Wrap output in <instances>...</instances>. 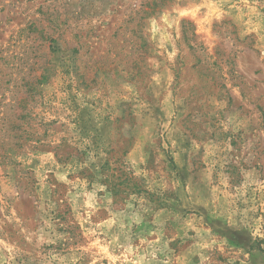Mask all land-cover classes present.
I'll list each match as a JSON object with an SVG mask.
<instances>
[{
    "label": "rangeland",
    "instance_id": "1",
    "mask_svg": "<svg viewBox=\"0 0 264 264\" xmlns=\"http://www.w3.org/2000/svg\"><path fill=\"white\" fill-rule=\"evenodd\" d=\"M149 1L0 0V264H264V0Z\"/></svg>",
    "mask_w": 264,
    "mask_h": 264
},
{
    "label": "trees",
    "instance_id": "2",
    "mask_svg": "<svg viewBox=\"0 0 264 264\" xmlns=\"http://www.w3.org/2000/svg\"><path fill=\"white\" fill-rule=\"evenodd\" d=\"M148 4H149L150 10H152V12H153V10L165 5V0H150ZM142 43H144L146 45L145 42L142 41Z\"/></svg>",
    "mask_w": 264,
    "mask_h": 264
}]
</instances>
